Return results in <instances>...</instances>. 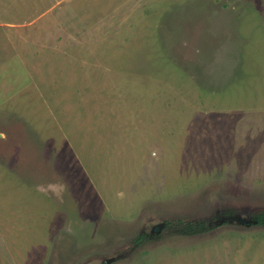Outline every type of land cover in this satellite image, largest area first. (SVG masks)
<instances>
[{"label": "rangeland", "instance_id": "1", "mask_svg": "<svg viewBox=\"0 0 264 264\" xmlns=\"http://www.w3.org/2000/svg\"><path fill=\"white\" fill-rule=\"evenodd\" d=\"M264 0H0V264H264Z\"/></svg>", "mask_w": 264, "mask_h": 264}, {"label": "trees", "instance_id": "2", "mask_svg": "<svg viewBox=\"0 0 264 264\" xmlns=\"http://www.w3.org/2000/svg\"><path fill=\"white\" fill-rule=\"evenodd\" d=\"M257 221L259 224L264 225V212L257 215Z\"/></svg>", "mask_w": 264, "mask_h": 264}, {"label": "flooded vegetation", "instance_id": "3", "mask_svg": "<svg viewBox=\"0 0 264 264\" xmlns=\"http://www.w3.org/2000/svg\"><path fill=\"white\" fill-rule=\"evenodd\" d=\"M256 221H257V219H256ZM258 222V221H257Z\"/></svg>", "mask_w": 264, "mask_h": 264}]
</instances>
